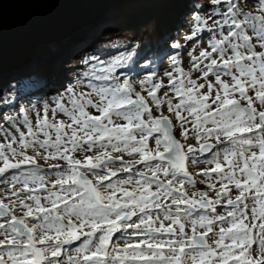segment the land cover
Masks as SVG:
<instances>
[{"label": "snow or ice", "instance_id": "1", "mask_svg": "<svg viewBox=\"0 0 264 264\" xmlns=\"http://www.w3.org/2000/svg\"><path fill=\"white\" fill-rule=\"evenodd\" d=\"M226 3L192 57L201 75L175 67L163 96L151 76L146 95L121 82V58L93 65L90 91L69 86L35 124L20 109L25 130L0 142L11 187L0 199V264H264V0L255 12ZM190 164L205 165L199 180Z\"/></svg>", "mask_w": 264, "mask_h": 264}, {"label": "rangeland", "instance_id": "2", "mask_svg": "<svg viewBox=\"0 0 264 264\" xmlns=\"http://www.w3.org/2000/svg\"><path fill=\"white\" fill-rule=\"evenodd\" d=\"M160 0H151L149 5V12H154V9L157 7V4H159ZM233 3H235L238 8L243 12H255L258 8V0H232ZM130 4V2L126 3ZM123 4L119 6L118 8L116 5H110V4H102L97 5L93 7H89L86 5L77 6L73 5L71 9H79V8H85L84 11L78 12L76 11L75 14L68 17L64 22H62L64 25L62 27H69L72 28L67 32L68 35H62L60 38V42H64L63 40L68 39L72 34L73 26L74 24L84 21L88 24V26H92L88 28V32L86 36L88 37L83 39L82 42H78L76 44H79L80 47L78 48L77 54L73 53H66L63 56V59L61 58L59 60V65L61 69V76H59V85H57L51 92V94L47 93L45 86L47 82H43L40 85H36L34 89L27 93L23 92L24 89H21L22 87H19L18 90V97L14 99L13 97L8 96L5 97L6 92L12 93V89H10L11 85L17 84L16 82L20 80L22 77H28L33 73H36L39 70L43 69H49L50 63L48 65H45L42 67L40 66V62H45V59L42 57L44 55H48L46 59L48 62H50L49 59H52V61H55V56L51 52H54L55 49L49 47V41L51 39H54L57 35L54 36V33L45 31L43 36L39 38V41H36V46L39 48V45H44L45 50L44 52H38L37 48L34 49V46L32 45L29 47H22L19 50H17L15 53L14 51L11 53L14 56H16L15 63L7 62L6 65H1L2 62H6L4 57H0V105L7 103V106L0 109V142H4L6 139V134L10 138V135H17L18 133L15 131L17 127H19L21 130H25L23 128V125L21 124V121L23 119L24 113L20 112L21 108H24L26 110V114L28 115L29 119L32 121L33 124H35L37 114H42L43 108L45 105L51 109L54 107V101L60 97L64 93V90L68 88L69 86H75L78 81H83V83L77 88V91H90L85 85L87 82L91 79V75L85 76L84 74L91 73L93 70V65L96 66V68L101 67V64L99 63L102 61L104 65H107L117 59H122V63L124 67L121 69H118V74L122 73L120 76L121 82L123 80L127 79L135 88L137 91H141L140 83L141 81L146 80L149 76H151L153 82H162L165 85V88L162 89L158 95L163 96V92L167 90V88L170 87L168 84V77L166 73L172 72L173 75H176L174 68L180 67L185 72L191 73V76L193 79L196 78L197 75H201V73L197 72L195 69L192 68V64L194 63L192 57L199 56V53L201 50H204L208 47V42L212 38L213 33H217L218 29L213 26V22L216 20H219L220 13H223L226 11L227 3L226 0H222L221 5H209V0H199V6L196 10H193L192 16L187 18V23H184V27L182 26V29H177V34L175 35L177 41L179 42L177 47V52H175L171 57L164 56L162 60L160 61V64L158 65L157 62H155L154 65H150L151 61H146L144 64L141 65H133L131 63V60L134 56V52L131 51L134 49V47L138 44L136 41H133V47H130L129 49L127 46L129 43H131L132 40H135L137 38L136 32L139 27H143L144 24H146V18L148 16V13L145 16H142V18H138V20L135 17H130L128 14L122 12L125 11V5ZM82 8V9H83ZM116 12V13H115ZM118 12V13H117ZM105 15L106 17L103 19L99 18L100 15ZM191 14V12H190ZM80 16H83L84 20H80ZM199 16L200 20H196V17ZM101 17V16H100ZM211 17V18H210ZM182 18H185L184 16ZM76 19V20H75ZM70 20V21H69ZM95 20H99L96 23ZM76 21V22H75ZM90 21V22H88ZM103 21V22H102ZM71 22H75L73 25H71ZM99 22H102L100 26L97 27L93 26L94 24H97ZM67 23V24H65ZM79 23L78 27H81L84 24ZM99 25V24H98ZM61 27V28H62ZM199 27V34L196 36H193L191 40L187 39L189 35L193 32V30H196ZM94 30V36L92 37L90 35L91 31ZM110 32H116V38H109L103 40V35L105 36L107 33ZM50 33V34H46ZM52 33V34H51ZM66 33V32H63ZM59 34V33H58ZM70 34V35H69ZM92 34V33H91ZM61 35V34H60ZM174 34H172L173 36ZM91 36V37H90ZM136 37V38H135ZM64 38V39H63ZM50 39V40H49ZM49 40V41H48ZM147 40V39H146ZM84 42V43H83ZM168 42H170L168 40ZM167 42V43H168ZM99 43H101L102 46H106L107 49H115L119 50L117 52H113L110 54L105 55L104 57H100V54L92 55L90 52L91 48L93 46H97ZM70 46H67V48ZM100 46V47H102ZM118 47V48H117ZM149 46L145 47L148 48ZM24 48H27L28 50H25ZM123 48V49H122ZM34 49V50H33ZM69 49V48H68ZM67 49V50H68ZM129 50V51H128ZM210 50V49H209ZM71 52V51H70ZM55 53V52H54ZM105 53V51L101 52ZM140 52H136V55H139ZM20 56H17L19 55ZM149 54V53H147ZM53 55V56H52ZM214 56L216 54H213ZM91 57H96V60L90 59ZM86 58L88 59V64L82 63V61ZM11 59V58H10ZM44 59V60H43ZM179 61L178 64H174L173 61ZM40 61V62H39ZM18 63V64H17ZM42 63V62H41ZM207 63V61H205ZM43 64V63H42ZM36 71V72H35ZM44 71V70H43ZM99 74V72H97ZM47 79V78H46ZM45 79V80H46ZM210 80L214 81V77L210 75ZM229 79V78H225ZM49 80V79H47ZM95 84H100L103 82L92 80ZM198 83H204L203 80L198 81ZM43 84V86H41ZM21 89V90H20ZM34 90H37L33 92ZM202 91H206V88ZM33 92V93H32ZM142 95H146L143 91H141ZM174 94L169 92V96H173ZM5 101V102H4ZM93 111V114H96ZM165 115H170L167 113L166 107L163 109ZM156 115H159V112L155 113ZM13 117L14 119L12 121H9L7 118ZM49 118H51V112H49ZM174 119V118H173ZM119 123H123V121H117ZM177 138L182 140V137H180L179 132H176ZM190 143H195L194 140H190ZM154 145V142H151ZM29 154L31 153V150H29ZM84 154L80 153V156L82 157ZM125 160H130L132 157H128L125 155ZM41 169L43 173H54L56 170L51 169L48 167L49 163H56L55 161L45 162L41 161ZM117 164L120 162L117 161ZM137 167H141L140 165H137ZM205 167V165H189V171L191 173H194V178L199 180L201 177L199 176V170L200 168ZM127 174L121 173V177H125ZM10 179V176H9ZM53 179L52 175H46V180L51 181ZM115 179V178H113ZM17 188H20L21 185L17 184ZM207 185H200L197 184V189L199 190H206ZM191 187L189 188V191L191 192ZM10 191L11 187L10 184L5 180L4 177H0V199H4V202H8V198L10 197ZM7 197V198H6ZM14 199V198H12ZM221 214H223L224 209L220 208ZM18 215L22 214L17 212ZM4 218H0V222L3 221ZM211 235V234H210ZM211 242V241H210ZM115 243L117 245H122L125 243L124 240L116 239ZM67 251L63 255V259L67 260V257L70 255H75V252L73 250L74 246H65Z\"/></svg>", "mask_w": 264, "mask_h": 264}, {"label": "trees", "instance_id": "3", "mask_svg": "<svg viewBox=\"0 0 264 264\" xmlns=\"http://www.w3.org/2000/svg\"><path fill=\"white\" fill-rule=\"evenodd\" d=\"M151 0H142L137 4H126L125 11L122 12L128 14L130 17H135L137 20L142 18L148 13V8ZM199 0H160L154 12H149L146 18V24L143 27L137 29V38L132 40L131 43L125 49L133 47V41L138 44L131 51L134 52V56L131 60L133 65H141L146 61H151L150 65H154L155 62L160 64V61L164 56L171 57L175 52H177V47L179 42L177 41L175 35L177 34V29L181 30L184 23H187V18L192 16L193 10H196L199 6ZM117 8L119 6H116ZM191 12V14H190ZM185 18H182V17ZM172 34H174L172 36ZM116 38V32L107 33L103 35V40L109 38ZM147 39V40H146ZM168 40L170 42H168ZM168 42V43H167ZM177 45V47H174ZM99 43L97 46H93L90 52L92 55L100 54V57H104L107 54L117 52L119 50L107 49L106 46H102ZM149 46L148 48H145ZM38 46H35L36 49ZM118 48V47H117ZM123 49V48H122ZM38 52H44L45 46L39 45L37 48ZM105 51V53H101ZM129 51V50H128ZM175 51V52H174ZM136 52H140L136 55ZM149 53V54H147ZM44 71L36 72L28 77H22L18 80L14 86L11 85L12 93L6 92L5 97L11 95L14 99L18 97V88L22 87L23 92H31L36 85H40L44 80ZM20 89V90H21ZM5 102V101H4ZM1 103V102H0ZM7 106V103L0 105V109Z\"/></svg>", "mask_w": 264, "mask_h": 264}, {"label": "water", "instance_id": "4", "mask_svg": "<svg viewBox=\"0 0 264 264\" xmlns=\"http://www.w3.org/2000/svg\"><path fill=\"white\" fill-rule=\"evenodd\" d=\"M133 1L138 0H0V56L32 43L35 47L33 38L42 37L47 30L51 32V25L63 26L68 17L85 9H71L73 5L121 6Z\"/></svg>", "mask_w": 264, "mask_h": 264}, {"label": "bare ground", "instance_id": "5", "mask_svg": "<svg viewBox=\"0 0 264 264\" xmlns=\"http://www.w3.org/2000/svg\"><path fill=\"white\" fill-rule=\"evenodd\" d=\"M140 1H142V0H138V1H133V2H130V4H137V3H139ZM116 13V12H115ZM118 13V12H117ZM101 16V17H100ZM99 16V18H105L106 16L103 14V15H100ZM76 20V19H75ZM80 20H84V18H83V16H80ZM70 21V20H69ZM86 20H84V21H81V22H79L78 21V23H76V24H74L75 22H71L72 24L71 25H73L74 24V26H73V29L74 30H72V32L70 33V34H72L68 39H65V40H63L64 42H60V38L62 37V35L64 34H66V35H68V31L72 28L71 26H69V27H59V26H56V25H51L50 27H49V29L51 30V32L52 33H54V36L55 35H57L54 39H49L48 41H49V44H48V46L47 47H49V49H48V51L50 50V48H53V49H55V53L54 52H51V54L53 53L54 54V56H55V61H52V59H49L50 60V62H48V60L46 59V57H48L49 56V54L47 55H44V56H42L44 59H45V62H43V61H39L40 62V66H44L45 65V63H46V65H48V63H50V66L51 67H49V69L50 70H46V69H43L44 70V73H45V75H44V79H42V80H44V82L46 81L47 82V84H46V86H45V89H46V91H47V93H49V94H51V93H53V92H51L57 85H59V76H61V67H60V63H59V60L62 58L63 59V56H64V54H66V53H71V54H73V53H75V52H77V50H78V48L80 47V45L79 44H76V43H78V42H82L83 41V39L85 38H87L88 37V35L86 36V34H87V32H88V28H90V27H92V26H88V24H90V23H87V22H85ZM99 21V20H98ZM97 20H95V22H93V23H96V22H98ZM88 22H90V21H88ZM103 22V21H102ZM102 22H99V23H97V24H94L93 26H96L97 25V27L98 26H100L101 24H102ZM79 23H81V24H84V25H82L81 27H78V25H79ZM65 24H67V23H65ZM80 24V25H81ZM99 24V25H98ZM62 25V24H61ZM94 30H92L91 31V33H90V35L93 37L94 36V32H93ZM63 32H66V33H63ZM59 33V34H58ZM61 34V35H60ZM69 34V35H70ZM63 35V36H64ZM90 36V37H91ZM34 39V42L36 43V41L39 39V38H33ZM64 39V38H63ZM39 41V40H38ZM37 41V42H38ZM69 43H70V46L67 48V46L69 45ZM84 43V42H83ZM36 46V45H35ZM27 47H29L30 48V46H27ZM32 47H33V43H32ZM25 50H28L27 48H24ZM35 49V48H34ZM33 49V50H34ZM68 49V50H67ZM71 51V52H70ZM12 52H13V50H12ZM75 54H77V53H75ZM17 56H20V54L19 55H17ZM53 56V55H52ZM1 57V59H2V57H4V59L6 60V62H2L1 61V59H0V61H1V65H6V63L7 62H10L11 60L13 61L12 63H15V61H16V56H14L13 54H9V55H4V56H0ZM11 58V59H10ZM43 59V60H44ZM18 64V63H17ZM42 70V71H43ZM41 70H39V71H37V72H40ZM36 72V71H35ZM49 79V80H47V79ZM46 79V80H45ZM42 83V82H41ZM44 84V83H43ZM43 84L41 85V86H43ZM36 88V87H35ZM35 91H37V90H34L33 92H35ZM32 92V93H33ZM51 92V93H50ZM28 93V92H27ZM200 176V175H199Z\"/></svg>", "mask_w": 264, "mask_h": 264}]
</instances>
